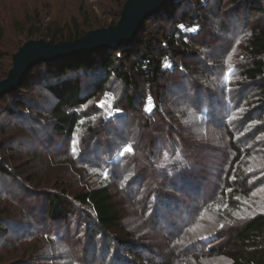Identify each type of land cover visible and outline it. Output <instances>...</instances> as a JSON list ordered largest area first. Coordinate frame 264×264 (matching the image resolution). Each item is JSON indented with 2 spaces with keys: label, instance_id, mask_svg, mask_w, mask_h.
I'll return each mask as SVG.
<instances>
[{
  "label": "trees",
  "instance_id": "obj_1",
  "mask_svg": "<svg viewBox=\"0 0 264 264\" xmlns=\"http://www.w3.org/2000/svg\"><path fill=\"white\" fill-rule=\"evenodd\" d=\"M85 1L90 5H100V8L109 12L108 16L114 15V21L110 23L114 25L120 19L127 0ZM108 1L116 6V13L112 12L114 9L110 5H106ZM212 1H173L160 14L145 22L131 44L123 45L117 50L107 49L62 59L57 63L38 64L15 92L0 98L1 102L16 96L8 110L13 113V121L18 122L14 130L21 131L23 136L21 141L19 139L21 149H18L21 157H24L25 151L32 152L35 147L42 146V150L46 149L50 155L54 151L62 154L59 155L62 159L57 166L83 172L76 173L80 178L77 186L62 181L60 187L62 191L65 190L62 196L47 192L48 215L55 222L48 227L30 215L28 218L34 226L25 236H30L36 228L38 237L46 241L48 235L60 241L67 240L68 237L79 242L84 239L81 257L74 255L67 243L66 249L74 258V264L90 263L88 255L93 258L102 256L107 260L106 264H177L181 260L185 262L183 264H195L199 259L196 257L204 255L212 260L216 256H223L228 259L226 264H264V213L247 218L241 212L245 206V202L241 201L242 197L247 199L253 190L256 191V186L250 183L255 171L246 172L253 154L247 157L242 152L244 138L232 128L229 109L223 106L226 102L220 99L221 94L210 85L201 87L200 84H194L199 71L195 65L197 67L203 64L202 59L205 60L201 57V51H207V48L221 49L222 46L221 34H215V46L202 44L204 29L207 28L205 22L210 19L205 12ZM243 1L244 8L264 15L261 0ZM82 14L81 22L74 19L68 26H50L45 32L42 29L39 39L45 38L52 44L75 41L91 30L102 28L94 26L97 20L90 18L85 7ZM159 16L162 17L161 27L159 26L157 33H150L149 23ZM236 23L239 24L240 21L236 19ZM249 30L251 35L245 48V56L249 59L242 69L247 82L241 87L240 95L242 97L245 92L257 90L256 99L260 97L264 104V26L256 25ZM4 35L5 30L0 21V37L3 38ZM33 35L35 33L31 34ZM214 51L220 55L223 52ZM4 65L0 66V71ZM10 65L8 62L7 69H10ZM43 65L47 68L42 76L36 69ZM115 78L124 86L125 97L112 92L120 87V84L116 86L113 83ZM35 80L39 84H34ZM190 84H193L190 89L194 91L184 89V85ZM41 85L40 93L50 96L51 104L48 100L43 103L41 100L39 103L34 101L36 106L33 109L28 107V113L15 114L25 108V100L18 98V93L27 94L41 88ZM177 87L180 88L181 96L189 91L184 97L187 101L184 106L188 111L197 110L193 102L198 106L202 105L201 113L209 122L206 133L199 132L197 126L187 120L192 115H183L182 108L178 106L180 99L173 90H177ZM200 88H208L210 91L199 96ZM193 92L199 96L198 101ZM108 94L112 98L106 100ZM146 107L150 111H146ZM259 109L264 112V105ZM40 110L49 113L50 121L46 122L42 113L36 114ZM253 112L247 113L249 123L253 121ZM213 124L220 133L218 147L220 144L222 149L227 148L229 152L223 158L220 170H215L216 163L212 162L208 164L206 171L201 160L203 158H199L197 152L209 150L213 143L209 138ZM146 133H150V141L144 146ZM249 136L251 141H255L256 137ZM121 145L131 146L133 152L124 153L122 159L116 161V148ZM15 150L7 148L3 152L11 156ZM94 150L96 154L92 157L90 152ZM110 161L113 162L109 163ZM97 163L98 167L104 164L109 168L105 174L107 180L100 186L84 181L88 179L84 167L93 168ZM14 169V166L10 169L4 165L0 159L1 174L16 180L20 174L15 173ZM206 174L211 186L208 195H204L201 188V180L206 181ZM218 176H223L220 179L223 186L215 185L214 180ZM27 184H34L33 175L29 176ZM113 187L123 194L135 188L138 194L127 196L133 197L137 207L144 208L142 217L147 221V227L156 232L162 231L171 239L177 240L184 233L192 234L194 229L204 227L211 216L218 215L220 225L212 231L209 229L204 232V228L203 237L182 239L173 249V258L164 263L160 257L155 259L146 251L140 252L132 241L122 237L111 240L108 236L112 230L120 229L122 222V213L112 194ZM65 221L68 222L66 228L57 227V224L63 226ZM13 223L20 227L23 225L16 221ZM74 223L78 230H75L76 227L72 229ZM82 226L86 228L85 232L80 231ZM8 227L0 220V231H7ZM73 230L75 231L72 232ZM23 231L24 228L20 233ZM220 233L226 237L222 239ZM99 236L104 245L102 249L96 245ZM27 247L16 245L10 250L14 252L12 256H16V264H56L55 259L51 262L49 260L48 245L44 249ZM28 255L33 256L32 259L23 262L21 258L29 257ZM35 256L39 257L38 260L33 259ZM52 257L55 258L54 255Z\"/></svg>",
  "mask_w": 264,
  "mask_h": 264
},
{
  "label": "rangeland",
  "instance_id": "obj_2",
  "mask_svg": "<svg viewBox=\"0 0 264 264\" xmlns=\"http://www.w3.org/2000/svg\"><path fill=\"white\" fill-rule=\"evenodd\" d=\"M261 1V6L264 8V0ZM243 2V0H241V2L213 0L208 7L209 9L205 12V14L207 13L209 15L210 19L205 22L207 28L204 29L205 34L202 44L215 46L214 36L215 34H221L222 46L221 49H218L217 47L216 49L207 48V51H201V57L205 58V60L202 59L203 64H199V66H197L198 68L196 67L197 64L195 65V68L199 71L194 79V84H200L201 87L210 85L212 88L216 89L217 93L221 94L220 99L226 102L223 106L229 109V117L231 118L230 124L232 125V128L236 131L235 133L237 135L244 138V143H242L244 147H241L242 152L245 153L247 157L250 156V154H253L246 172L249 173L255 171V176L251 179L250 183L256 186V191L253 190V193L249 198L246 199L242 197L241 200L245 202V206L241 209L242 214L244 217L251 218L257 216L259 213H264V112L259 109L264 104L261 102L260 97L256 99L257 90L249 93L245 92L242 94V97L240 92L242 89L241 87L247 82L242 69L243 66L248 63L249 59L247 55L245 56V48L251 35L249 29H252V27L256 25L264 26V15L253 13L250 11V8H244L243 5L245 3ZM106 5H110L109 7L114 9V11H112L113 13H116V10L118 11L116 6H112L109 1ZM84 7L85 12L90 14V18L93 21L97 20L95 21L96 23H94L95 27L102 26V28H107L108 26L113 25L110 23L114 21V18H112L114 15H109L111 16V18H109L108 11L100 8V5H90V3L85 0H0V21L3 30H5L4 37H0V66L5 64L2 66V71H0V81L7 78L13 67V54L17 53L19 49L24 46L26 41L30 39L38 40L42 35V29L43 32H45L50 29V26H68L74 19L81 22L83 19L82 9ZM236 19L240 21L239 24H235ZM223 22L226 23H224L225 27ZM245 23L248 24V27H245ZM161 24V16L151 21L148 25L150 26L149 31L151 30L150 33H157ZM37 32L40 33L37 34ZM32 33H35V35L31 36ZM214 50L223 52L220 55ZM8 62L11 63L10 69H7ZM46 68V65L39 66L36 69V72L43 76ZM37 83L39 84V81L35 80L34 84ZM113 83L116 84V86H119L120 84L121 88L119 87L112 92L115 94H122V96L124 95L125 97L126 93L123 91L124 86H122L119 80L116 79ZM41 84H43V82ZM192 85H184V89L186 90V88H188V90H192V88L190 89V86ZM40 87L41 88L37 90H31L27 94L18 93V98L25 100H23L25 102V108L23 107V110L16 111L15 114L21 115L25 112L28 113V107L33 109V106H36L34 101L39 103L41 100L43 103L44 100H48L51 104V97L42 95V93H40L42 85ZM179 89L180 88L177 87V90H173L175 95L180 99L178 101V106L182 108L183 115L185 117L192 115L193 117H187V120L194 123L199 132L206 133L209 122L205 120L204 115L201 113L203 108L202 105L198 106L193 102L194 106L197 107V110L190 109L191 111H188L186 106H184L187 104L184 97H186V94L189 91L181 96V91ZM200 89L201 90H199L198 93L199 96L210 91L208 88ZM193 93L195 94L194 98L196 97V101H198L199 96L196 92ZM111 98V94L106 96V100ZM15 99L16 96H13L0 102V159L2 160V163L7 165L10 169L14 166L15 173L20 174L19 178L15 180L9 175L0 173V220L3 221V224L9 226L7 231H0V264H16V261L14 260L16 256H12L14 255V252L10 251L13 250L16 245L23 247L28 246L27 248L37 246L41 249L46 248L48 245L50 262L55 259L56 264H74V258L68 254L66 249L67 243L71 246L73 254H78L79 257H81L80 253L83 255L82 250L85 245L84 239L82 242H79L77 239L68 237L67 240L60 241V239H55L53 236L48 235L46 241L38 237L36 228H34V232L31 233L30 236L25 235H27L30 228L34 226L28 218L30 215H32L35 220H39L48 227L51 226L50 224H53L52 222H55L48 215V207H46L47 192H55L62 196V194H65V190L62 191V188L60 187L62 186V181L64 183H74V186H77L80 178L76 173L82 174L83 172H77L74 169L65 170L63 167L57 166V163L62 159V154L54 151V153L50 155L46 149L42 150V146L35 147V149L32 150L33 153L25 151L24 157L19 155L18 149H21L20 147L22 143L20 141L23 136L21 131L14 130L17 127L16 124L18 122L15 123L13 121V118L11 117L13 113L8 110V108L11 109ZM174 105H176L175 102ZM248 111H254L252 114L253 121L250 123L247 121L246 117ZM41 113L43 116L45 115L44 120L46 122L50 121V117L48 116L49 113L46 110H40L36 114L40 115ZM214 127L213 124V127L210 130L209 138H211V142L213 143L210 144L209 150H201V152H197L199 154L198 157L203 158L201 160H203V163L205 164L206 171L208 164L212 162L216 163L215 170H220L223 158L228 151L227 148L222 149L220 144L218 147L217 144L220 143L221 138L219 129L217 130ZM45 131L46 130H44V133ZM145 135L144 146L150 141V133H146ZM249 135L253 136V138L256 137L255 141H251L252 138ZM126 147H128V145L117 146L115 154V157H117L116 161L122 159L124 153H126V151H124ZM215 147L217 148L215 149ZM7 148H9V150H16L13 152L10 151V153L12 152L10 156L6 154L7 152H3L4 150L6 151ZM25 148L27 149L28 147ZM90 154L94 157L96 151L94 150L93 152H90ZM84 159L86 160L87 158ZM113 161H110L109 163H112ZM107 165L111 166V164ZM84 169L88 175V179H84V181L88 180L89 183L100 186L107 180L105 174H107L109 168L105 167L104 164L98 167L97 163L93 168L88 169L86 166ZM31 174L33 175L34 184L28 185L27 182H29V176L32 177ZM205 178H207V174L205 175ZM222 178L223 176H218L214 180L215 185L223 186L220 180ZM209 185L210 180H208V178L206 181L201 180V188L204 195H208L211 188ZM26 188L28 191H26ZM111 189L112 194L115 197V202L122 213V222L120 229L112 230L111 233H108V236L111 240L122 237L132 241L139 247L140 252L144 253L146 251V253L151 255L150 257L155 259H159L160 257L164 263L168 262V259L173 258V249L182 239H197L203 237L204 235L202 234L204 228V232L209 229L212 231L214 227L220 225L221 222L218 215L214 217L211 216L204 227L197 230L194 229L192 234L184 233L180 238L174 240L166 236L162 231L156 232L147 227V221L142 217L144 208L141 206L137 207L136 202L132 200L133 197L127 196L138 194V191L135 188H132L124 194L115 187ZM227 204L228 202L224 203V206ZM77 220L78 219H74V221ZM14 221L20 222L23 225L21 227L19 224L15 225L13 223ZM70 222L72 221L70 220ZM67 225L68 222L65 221L63 226L57 224V227L64 229ZM76 226L77 225L74 223L72 229ZM23 228L24 231L20 233ZM85 229L86 228L82 226L80 231L85 232ZM75 230H78V227H76ZM165 230H168V228ZM219 235H221L222 239L226 237L223 233H220ZM96 245L99 249L104 248L100 236L98 237ZM144 247L146 248L144 249ZM89 252L93 255L92 250ZM15 255H17V253ZM42 255L46 256L45 253H42ZM53 255L55 258L52 257ZM28 256L29 257H22L21 260L23 262L30 261L33 256ZM59 257H63V259L60 260ZM64 257L67 260H65ZM38 258V256H35L33 259L38 260ZM88 258H90L91 261L88 264L108 263L102 256L93 258L88 255ZM196 258H199L200 260L198 259L195 264H226V260H228L223 256H216L213 260L206 255L197 256ZM33 263L37 262L33 261ZM183 263H185L183 260L177 262V264Z\"/></svg>",
  "mask_w": 264,
  "mask_h": 264
},
{
  "label": "water",
  "instance_id": "obj_3",
  "mask_svg": "<svg viewBox=\"0 0 264 264\" xmlns=\"http://www.w3.org/2000/svg\"><path fill=\"white\" fill-rule=\"evenodd\" d=\"M173 1L176 0H127L116 25L91 30L75 41H60L57 44H52L45 38L26 41L13 54V67L7 78L0 81V98L15 92L38 64L57 63L62 59L107 49L117 50L123 45L131 44L138 37L145 22L160 14Z\"/></svg>",
  "mask_w": 264,
  "mask_h": 264
},
{
  "label": "snow or ice",
  "instance_id": "obj_4",
  "mask_svg": "<svg viewBox=\"0 0 264 264\" xmlns=\"http://www.w3.org/2000/svg\"><path fill=\"white\" fill-rule=\"evenodd\" d=\"M193 30H196V29H193ZM148 99L150 100L151 98L149 97ZM145 110L150 111V109H148L147 107L145 108ZM124 151L131 153L133 152V149L131 148V146H128L124 149ZM221 227H223V225H221Z\"/></svg>",
  "mask_w": 264,
  "mask_h": 264
},
{
  "label": "built area",
  "instance_id": "obj_5",
  "mask_svg": "<svg viewBox=\"0 0 264 264\" xmlns=\"http://www.w3.org/2000/svg\"><path fill=\"white\" fill-rule=\"evenodd\" d=\"M202 1L207 2L208 0H202Z\"/></svg>",
  "mask_w": 264,
  "mask_h": 264
}]
</instances>
